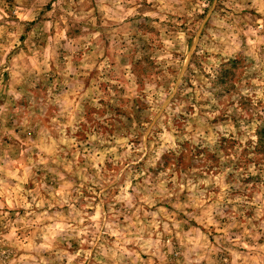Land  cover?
Instances as JSON below:
<instances>
[{
    "label": "rangeland",
    "instance_id": "rangeland-1",
    "mask_svg": "<svg viewBox=\"0 0 264 264\" xmlns=\"http://www.w3.org/2000/svg\"><path fill=\"white\" fill-rule=\"evenodd\" d=\"M264 0H0V264H264Z\"/></svg>",
    "mask_w": 264,
    "mask_h": 264
},
{
    "label": "trees",
    "instance_id": "trees-1",
    "mask_svg": "<svg viewBox=\"0 0 264 264\" xmlns=\"http://www.w3.org/2000/svg\"><path fill=\"white\" fill-rule=\"evenodd\" d=\"M258 137H259L258 144L264 146V125L260 129V131L258 133Z\"/></svg>",
    "mask_w": 264,
    "mask_h": 264
}]
</instances>
